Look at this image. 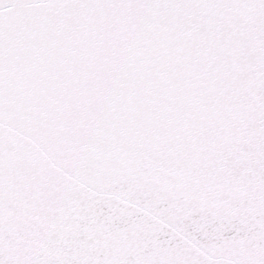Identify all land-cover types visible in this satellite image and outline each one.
<instances>
[{
    "label": "snow or ice",
    "instance_id": "6c2138e0",
    "mask_svg": "<svg viewBox=\"0 0 264 264\" xmlns=\"http://www.w3.org/2000/svg\"><path fill=\"white\" fill-rule=\"evenodd\" d=\"M0 264H264V0H0Z\"/></svg>",
    "mask_w": 264,
    "mask_h": 264
}]
</instances>
